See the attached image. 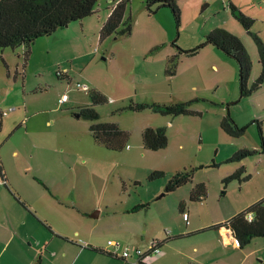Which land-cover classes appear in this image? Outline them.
Here are the masks:
<instances>
[{"label": "rangeland", "instance_id": "1", "mask_svg": "<svg viewBox=\"0 0 264 264\" xmlns=\"http://www.w3.org/2000/svg\"><path fill=\"white\" fill-rule=\"evenodd\" d=\"M116 1L98 0L93 15L37 39L29 53L26 46L0 50V110L6 112L0 160L11 188L35 205H41L43 198L62 201L66 209L80 211L82 220L93 219L101 227L114 218L132 219L142 231L155 228L163 233L174 226L177 191L167 194L164 188L176 172L198 168L193 181L180 189L188 193L191 186L205 183L208 190L204 205L186 210L187 229L211 219L203 209L214 214L264 195V85L241 98L236 59L214 48L195 55L180 51L194 49L215 29H225L241 39L251 56L250 84L258 78L257 45L234 18L229 0H177L180 21L169 7L154 6L150 12L146 0H131L125 14V20L133 21L131 34L101 39V28ZM252 10L259 17L254 30L264 36V10L259 12L256 5L246 11ZM173 56H181L178 74L168 77L164 69ZM59 70L64 76L59 77ZM143 82L148 85L143 87ZM84 84L109 100L95 106L101 121L129 132L124 150L112 151L97 143L90 130L93 122L73 115L92 104ZM197 98L200 101L192 109L199 115L172 117L128 109L131 103L170 105ZM228 110L238 125L247 126L243 136L231 137L220 127ZM148 126L166 127V148L143 147L142 129ZM241 149L261 153L227 162ZM213 162L218 166H210ZM242 166L251 178L225 188L222 180ZM155 171L165 175L150 180ZM142 204L149 207L127 211ZM99 211L101 215L94 216ZM179 225L186 230L180 221ZM187 240L189 250L198 246L196 237Z\"/></svg>", "mask_w": 264, "mask_h": 264}, {"label": "trees", "instance_id": "2", "mask_svg": "<svg viewBox=\"0 0 264 264\" xmlns=\"http://www.w3.org/2000/svg\"><path fill=\"white\" fill-rule=\"evenodd\" d=\"M98 0H0V50L11 48L16 49L21 46H26L30 52L31 45L39 38L54 34L59 28L70 25L76 21L93 15L95 6ZM131 0H120L115 2L110 10L109 16L104 22L100 36L101 39L113 35L131 34L133 30V21L131 18L125 20L127 7ZM147 8L150 12L154 6L169 7L174 16L180 21L181 12L177 0H146ZM229 9L233 16L242 25V27L253 38L257 45L259 53V63L261 71L258 78L250 84L252 59L241 39L225 29H215L206 34L205 41L191 50L180 51L185 54L195 55L200 50L207 46H214L221 50L228 57L237 60L239 64V79H240V96L241 98L250 97L259 91L264 85V40L258 32L253 28L256 20L244 14L236 5L229 3ZM181 56H173L169 59L165 73L168 77L176 75L178 62ZM27 58V57H25ZM59 77L64 75L59 70ZM67 77V76H66ZM89 95L92 99V104L78 109V119L92 121L90 127L94 140L100 145H104L112 151L124 150L129 142V132L120 128L116 123L101 121L100 113L95 109L96 105L108 103V98L97 90H89ZM200 99H194L188 102H177L170 105L158 103H131L128 109L133 111L151 110L154 113H159L164 116L177 117L181 115H199V112L192 109L194 103ZM239 102V101H237ZM77 114H73L77 116ZM3 112L0 110V131L3 126ZM222 130L231 137H241L245 134L247 126H240L232 117L230 110L220 121ZM260 133H262L261 128ZM262 138H264L263 134ZM143 145L148 150L157 151L166 148L168 145V135L166 127H147L143 132ZM264 140V139H263ZM264 151V146L263 150ZM261 151L254 149H241L233 154L227 162H242L244 159L260 154ZM210 166H218L213 162ZM204 166H200V169ZM198 168H191L176 172L168 180L165 185V193L175 192L177 189L191 183L194 174ZM165 175L164 172L155 171L149 179L154 180ZM0 176L7 186L4 168L0 160ZM251 178L247 174L245 166L240 167L235 172L225 177L222 182L225 188L233 182L240 183L248 181ZM225 194V193H223ZM208 190L205 183H198L191 191V201H203L207 198ZM185 203H180V210H184ZM149 204H142L130 210L137 212L142 208H148ZM253 214V219L249 220L248 215ZM45 226L49 229L45 222ZM229 229L232 231L237 243L241 248H245L256 238H264V198L251 204L247 209L236 213L226 221L214 224L210 227L202 229L219 230ZM162 244V242L160 241ZM92 250L99 253H108L99 248L90 247ZM113 256V255H111ZM141 264H148L142 262Z\"/></svg>", "mask_w": 264, "mask_h": 264}, {"label": "crops", "instance_id": "3", "mask_svg": "<svg viewBox=\"0 0 264 264\" xmlns=\"http://www.w3.org/2000/svg\"><path fill=\"white\" fill-rule=\"evenodd\" d=\"M230 2L241 11H245V14L254 18L256 22L259 19L255 14L257 10H252V13L251 11L248 13L246 10L256 5H258L259 12L264 10V0H229ZM246 6L248 9H244L247 8ZM236 30L243 35L239 28ZM243 31L249 36L244 28ZM255 31L264 38L263 31L256 29ZM205 48H214L220 55L228 57L214 46ZM213 67L218 68L215 64ZM166 68L164 69L165 75ZM177 74L178 72H176ZM141 85L144 87L148 84L143 82ZM146 128L142 129V138ZM17 153L14 152V154ZM28 170L29 167H25L24 175L27 178H29L30 172ZM5 177L7 186L4 185L0 176V264H134V258L122 260L90 248H99L110 253L107 248L109 239H118L145 251L149 249L153 240L161 241L162 254L150 259V264H264V238H256L251 244L241 248L229 229L201 231L228 220L236 213L247 209L254 202L263 199L264 195L247 201L250 202L247 203L248 205L240 204L238 207L227 208L214 214L209 211L205 212L203 209L205 215L212 216L211 219L202 225L187 229L190 214L188 216L186 210H190L192 205L198 203L204 205V203L203 201H191L190 195L195 185L191 186L188 193L179 188L173 194L175 195L173 200L177 201V205L173 206L172 221L174 226H172V230H165L163 233V230L157 231L155 228H146L145 231H142L132 219L123 222L121 219L114 218L101 227L93 219L82 220L84 218L80 216V211L66 209V206L61 203L62 201L57 202L51 198H43L39 201L42 202L41 205H35L32 201L17 195L10 186L6 172ZM261 182L264 183V177ZM164 195L165 193L161 197ZM181 202L185 203L183 211L179 208ZM127 211L130 212V210ZM98 213L100 216L101 211ZM186 214L188 218L185 217ZM179 221L183 227H186V230L181 228L182 225H179ZM190 237H196L198 241V246L191 250L185 245ZM259 260H261L260 263Z\"/></svg>", "mask_w": 264, "mask_h": 264}, {"label": "built area", "instance_id": "4", "mask_svg": "<svg viewBox=\"0 0 264 264\" xmlns=\"http://www.w3.org/2000/svg\"><path fill=\"white\" fill-rule=\"evenodd\" d=\"M64 72L67 73L68 70H65ZM82 88L85 91H89V86L87 84H84ZM66 100L67 98L66 96H64L62 98V102H65ZM3 114L5 115L6 112H3ZM185 217L188 218L187 214L185 215ZM248 219L252 220L253 214H249ZM107 248L111 255L122 260H129L134 258V264H141L142 262L149 264L150 259L162 254V247L159 240H153L147 251L136 246L125 244L118 239H109L107 241Z\"/></svg>", "mask_w": 264, "mask_h": 264}, {"label": "water", "instance_id": "5", "mask_svg": "<svg viewBox=\"0 0 264 264\" xmlns=\"http://www.w3.org/2000/svg\"><path fill=\"white\" fill-rule=\"evenodd\" d=\"M78 116H79V115L77 114V116H76V117H78ZM98 215H99V213L95 214L94 216H96V217H97Z\"/></svg>", "mask_w": 264, "mask_h": 264}]
</instances>
